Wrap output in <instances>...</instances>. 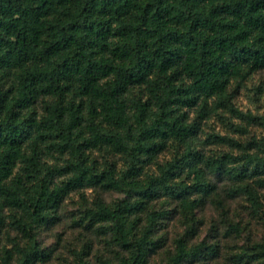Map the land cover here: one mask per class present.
<instances>
[{
  "label": "trees",
  "instance_id": "obj_1",
  "mask_svg": "<svg viewBox=\"0 0 264 264\" xmlns=\"http://www.w3.org/2000/svg\"><path fill=\"white\" fill-rule=\"evenodd\" d=\"M261 70L264 0H0V212L10 210L9 225L27 239L0 247V264L50 260L37 231L84 189L125 194L112 207L97 199L81 220L112 232L126 253L119 264H150L169 214L152 204L175 200L193 215L218 195L208 175L231 182V197L261 215L264 138L213 134L205 145L229 151L209 155L190 121L193 109L249 120L228 89ZM171 146L172 159L157 164ZM5 224L0 215V233ZM252 249L238 264H264V238ZM217 256L214 244L188 248L179 238L170 264Z\"/></svg>",
  "mask_w": 264,
  "mask_h": 264
},
{
  "label": "rangeland",
  "instance_id": "obj_2",
  "mask_svg": "<svg viewBox=\"0 0 264 264\" xmlns=\"http://www.w3.org/2000/svg\"><path fill=\"white\" fill-rule=\"evenodd\" d=\"M228 94L231 95L235 107L244 116L251 118H236L223 109L206 115L198 109L190 111L191 123L200 125V139L204 143L203 151L206 154L229 151L226 147L205 145L206 139L213 134L231 135L245 144L259 142L264 138V70L245 80H233ZM252 118L255 120H251ZM230 123L242 125L247 134L232 132ZM174 148L171 146L161 153L155 162L159 165L168 163L173 157ZM105 155L118 162L122 168L123 160L120 156L114 157L111 152ZM156 170L157 166H152V172ZM208 178L217 186L218 195L203 200L201 206L193 210V215L186 214L175 200L168 201L165 198L152 204V211H169V214L159 222L156 236L160 239L162 248L152 257L150 264H170V257L176 252V241L179 238L188 240V248L203 241L217 246L218 256L200 264H238V259L252 251L255 244L262 243L264 208L261 215L255 214L247 199L231 197V182L212 175H208ZM186 183L191 185L192 180L189 183L187 180ZM261 195L263 197L264 191H261ZM124 198V193L101 189H84L70 193L56 215L58 218L37 231L39 246L50 254V260L37 264H119V259L126 253L112 240V232L108 228L97 229L99 226L90 229L81 220L87 209L95 208L94 202L97 199H102L106 205L112 207ZM262 204L264 206V198ZM0 215L6 221L0 233V247L9 250L16 245L25 247L27 239L9 225L13 213L4 209ZM232 224L238 225L240 232L230 228ZM101 225L109 226L108 223ZM193 227L196 229L194 235ZM227 228L231 230L230 234L227 233Z\"/></svg>",
  "mask_w": 264,
  "mask_h": 264
}]
</instances>
